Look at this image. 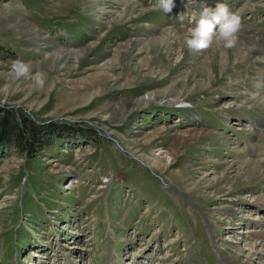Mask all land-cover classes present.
Wrapping results in <instances>:
<instances>
[{"label":"rangeland","instance_id":"374dc122","mask_svg":"<svg viewBox=\"0 0 264 264\" xmlns=\"http://www.w3.org/2000/svg\"><path fill=\"white\" fill-rule=\"evenodd\" d=\"M218 3L246 56L224 71L215 36L184 43ZM173 4L0 0V107L56 125L0 141V264H264V179L239 172L264 154V0Z\"/></svg>","mask_w":264,"mask_h":264},{"label":"clouds","instance_id":"9594fccd","mask_svg":"<svg viewBox=\"0 0 264 264\" xmlns=\"http://www.w3.org/2000/svg\"><path fill=\"white\" fill-rule=\"evenodd\" d=\"M173 0H159V5H153V10L162 8L169 13L173 8ZM195 26L189 30L190 35L185 37L184 43L190 51H202L210 47L215 36L216 42H222L223 47L232 48L236 44V34L241 28V19L235 13H230L224 3H218L215 9L204 6L200 17H191ZM219 26V30L215 31Z\"/></svg>","mask_w":264,"mask_h":264},{"label":"trees","instance_id":"16d2710c","mask_svg":"<svg viewBox=\"0 0 264 264\" xmlns=\"http://www.w3.org/2000/svg\"><path fill=\"white\" fill-rule=\"evenodd\" d=\"M10 112L0 107V141L13 142L17 147L28 150L29 153L44 145L43 134L46 130L56 129L54 122V124L42 123L26 116L12 117Z\"/></svg>","mask_w":264,"mask_h":264},{"label":"bare ground","instance_id":"6f19581e","mask_svg":"<svg viewBox=\"0 0 264 264\" xmlns=\"http://www.w3.org/2000/svg\"><path fill=\"white\" fill-rule=\"evenodd\" d=\"M172 33L173 32L171 30H169V29H166V30L164 29L163 32H162V34L165 37L172 36ZM236 41H237V43H241V41L239 40L238 37H237ZM224 53H225V51H224ZM241 54H243V53H241V49L240 48H237V44H235V46H233L230 49L226 48V55H225L226 60H224V58H222L224 64H223V66H220L219 71L220 70L221 71L226 70L227 69V64H229L231 59L245 60L246 56H242ZM217 57H219V56H217ZM217 57H216V59H217ZM218 63H220V62H218ZM22 70L23 69L19 65L16 64L14 66V68H13V74L14 75H20ZM258 160H259L258 164H257L256 160H255V163L252 160L242 162L241 169L246 167L248 171L242 173V171L240 169V171H239L240 174H242V175H247L248 174L252 178V180H257V179L261 180V178L264 179V168L261 167V163L264 162V154H260V158ZM240 174H239V176H240ZM263 198H264V196L261 197V199H263ZM263 236L264 235H260V238L262 239V241L264 239ZM225 261H226V264H238L239 263L237 258H235V257L234 258L228 257V258L225 259Z\"/></svg>","mask_w":264,"mask_h":264}]
</instances>
